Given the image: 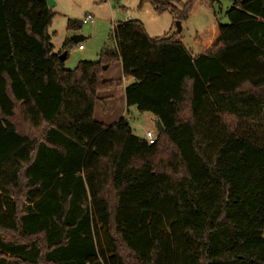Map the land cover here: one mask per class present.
I'll use <instances>...</instances> for the list:
<instances>
[{"label": "trees", "instance_id": "obj_1", "mask_svg": "<svg viewBox=\"0 0 264 264\" xmlns=\"http://www.w3.org/2000/svg\"><path fill=\"white\" fill-rule=\"evenodd\" d=\"M196 1L138 7L180 22ZM226 1L198 55L127 20L66 70L46 1L0 0V264H264V0ZM124 79L151 145L94 120Z\"/></svg>", "mask_w": 264, "mask_h": 264}, {"label": "rangeland", "instance_id": "obj_2", "mask_svg": "<svg viewBox=\"0 0 264 264\" xmlns=\"http://www.w3.org/2000/svg\"><path fill=\"white\" fill-rule=\"evenodd\" d=\"M55 12L48 34L51 37V45L58 56L65 54L63 60L66 70H73L78 62H96L98 54L104 46L113 47L112 30L117 24L125 20L140 21L146 34L150 38H158L164 35H172L177 31L176 20L170 11L156 13L154 7L144 3L138 7L140 0H53ZM176 8L180 10L189 0H178ZM229 7L226 0L210 1L197 0L188 17L179 23L178 38L191 55H198L203 51L202 42L209 36L210 31L216 27V23H226L224 12ZM91 15L92 24H83L84 16ZM73 26L68 27V22ZM73 36H81L82 39L74 43ZM70 42L65 48L63 44ZM81 46L82 50L78 49ZM67 53V56H66ZM115 65V64H114ZM114 68H109L103 74L104 80L116 77ZM111 91V90H110ZM105 95L99 93L98 97ZM99 100V99H98ZM97 101L94 106V120L100 123L112 124L119 118L127 119L132 135L145 139V133L151 132L156 136L154 118L148 113H140L135 108H129L125 112L123 108H112L107 102ZM107 108L106 112L103 111ZM113 112H109L110 110ZM264 239V231L262 232Z\"/></svg>", "mask_w": 264, "mask_h": 264}, {"label": "crops", "instance_id": "obj_3", "mask_svg": "<svg viewBox=\"0 0 264 264\" xmlns=\"http://www.w3.org/2000/svg\"><path fill=\"white\" fill-rule=\"evenodd\" d=\"M125 21H127V20H125ZM216 30H217V28L214 27V29L210 31L209 36L202 42L203 50H206V49L210 48V46L212 45V43L216 39L217 34H215V37H213L214 36L213 32L216 31ZM75 37H80V39H82L81 36H73V38H75ZM78 41H80V40H78ZM80 50H82V49H80ZM53 52L55 53L54 47H53ZM114 66L116 68L114 70V72L116 73V77H112V78H109L107 80L121 78V66H120V64L117 63ZM112 68H114V67H112ZM102 78H103V74H102ZM103 80H104V78H103ZM132 82H133L132 79H124L122 81V84L119 87H117V88H115V89H113L111 91L104 92L105 95H103L101 97V99H103L102 101L108 103L107 104V108H109V105H111L112 108H116V107L123 108V106H124L125 112H128L129 108L126 107L125 100H124V89H125V87L127 85L131 84ZM98 99L101 101V99L99 97H98ZM107 108H105L103 111L106 112ZM114 110L112 109L109 112H113ZM103 124H105V123H103ZM154 124L156 125L155 119H154ZM105 125H109V124H105Z\"/></svg>", "mask_w": 264, "mask_h": 264}, {"label": "water", "instance_id": "obj_4", "mask_svg": "<svg viewBox=\"0 0 264 264\" xmlns=\"http://www.w3.org/2000/svg\"><path fill=\"white\" fill-rule=\"evenodd\" d=\"M45 1H46L47 5H48V8L49 9H53L55 7V2L53 0H45ZM175 26L177 27V31L179 33V31H180L179 23L176 22ZM72 40H73L74 43H77V41L78 40H81V39H80V37H75V38H72ZM58 58H59V60L63 61L64 60V55L63 56H59ZM105 69L106 68L103 67V70H105ZM155 128H156V131L158 133L162 132V130H163V128L160 125V122L159 121H156Z\"/></svg>", "mask_w": 264, "mask_h": 264}, {"label": "built area", "instance_id": "obj_5", "mask_svg": "<svg viewBox=\"0 0 264 264\" xmlns=\"http://www.w3.org/2000/svg\"><path fill=\"white\" fill-rule=\"evenodd\" d=\"M83 24H92L93 23V18L91 15H86L84 16V19L82 20ZM78 49H81V46H78ZM156 136H154L151 132L147 131L145 133V141L147 144L151 145L154 143Z\"/></svg>", "mask_w": 264, "mask_h": 264}]
</instances>
